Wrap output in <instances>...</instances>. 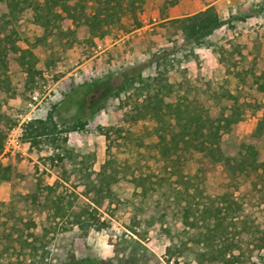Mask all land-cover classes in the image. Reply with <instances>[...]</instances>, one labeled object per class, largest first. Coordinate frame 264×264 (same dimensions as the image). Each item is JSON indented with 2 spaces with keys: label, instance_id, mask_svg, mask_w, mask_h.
Returning <instances> with one entry per match:
<instances>
[{
  "label": "trees",
  "instance_id": "trees-1",
  "mask_svg": "<svg viewBox=\"0 0 264 264\" xmlns=\"http://www.w3.org/2000/svg\"><path fill=\"white\" fill-rule=\"evenodd\" d=\"M146 1L0 0V24H5V32L0 33V93L19 91L13 86L9 73L13 65L26 75L24 88L35 87L44 73L39 64L43 60L42 47L51 38H55L61 52L53 51L55 58L50 59L49 65L61 57L60 53L74 46L84 53L89 52L96 45V39L110 34L113 25L121 22L128 12L134 26H141L138 11ZM161 3L175 5L178 0H161ZM22 16L32 17L35 27V38L27 46L19 42L16 30L9 28ZM64 19H70L72 26L62 27ZM168 22L176 29L179 46L154 54L156 74H127L112 93L113 97L125 95L122 100L128 107L125 124L116 130L128 132V146L120 158L112 155L109 144L108 158L100 172L103 174L102 187L106 197L112 199L121 200L124 195L132 201L139 197L134 207L138 217L148 226L167 219V213L161 217L151 213L156 195L166 187L184 192L183 223L186 228L175 248L181 254L194 253L199 264H246L255 250L264 249V229L254 234L247 232L242 239L230 237L229 220L248 215L257 208L264 210V116L252 132L238 140L234 129L245 117L238 95L225 83L215 86L206 78L194 83L187 69L180 68L181 59L175 57L176 49L184 47H188L185 56L197 57L195 47L225 24L216 6ZM224 52L221 48L220 59L227 71L264 98V64L250 60L238 44H233L230 57ZM212 100L226 104L216 113L211 106ZM56 108L54 106L45 118L35 117L23 124L24 142L37 149L47 144L60 147L68 142V133L86 128L88 122L83 118L72 123L59 122ZM10 128L0 126V152L5 148ZM100 129L109 139L110 128L100 126ZM50 158L63 163L69 159L62 152ZM12 178V167L0 161V185ZM122 181L133 184L134 189L122 190ZM42 189L47 190L43 192L45 206L53 209L49 218L62 219L67 206L62 204L61 196L52 198L55 185L48 184ZM40 194L34 192L33 200L38 201ZM86 211L87 218L79 221L86 232L109 226L96 215L97 206ZM60 229L71 228L61 225ZM73 231L81 235L79 230ZM131 231L139 238L122 237L112 264H153L155 254L142 242L143 233ZM29 235L17 222L0 223V242L15 258L13 264H51L48 260L50 250L43 243V237L33 232ZM55 254L61 264L78 261L74 252Z\"/></svg>",
  "mask_w": 264,
  "mask_h": 264
},
{
  "label": "rangeland",
  "instance_id": "rangeland-1",
  "mask_svg": "<svg viewBox=\"0 0 264 264\" xmlns=\"http://www.w3.org/2000/svg\"><path fill=\"white\" fill-rule=\"evenodd\" d=\"M211 1L178 0L177 4L167 6L161 0H147L138 11L141 26H134L128 12L121 22L113 25L110 34L96 39V45L89 52L84 53L74 46L60 53L61 57L49 65L50 59L55 58L53 51H60L53 37L42 47L43 60L39 64L43 66L44 73L35 87L25 89L26 75L13 65L9 73L13 86L19 91L15 94L0 93V126L11 127L5 148L0 152V161L12 167L13 176L0 185V203H7L0 204V223L5 220L10 224L17 222L28 236L33 232L43 237V243L50 250L48 260L51 264H61L55 253L65 255L68 251L74 252L78 258L72 264H112L122 237L139 238L131 230L143 233L142 242L155 254L153 264H199L194 253L181 254L175 248L182 230L186 228L183 223L184 192L166 187L156 195L151 213L160 217L167 213V219L148 226L138 217L134 207L139 203V197L132 201L124 195L121 200L106 197L100 172L108 158L109 144L112 155L120 158L128 146V132L116 130L125 124L128 111L122 102L125 95L113 97V91L127 74H156L154 54L175 50L179 46L176 29L167 17L173 13L182 15L180 17L194 14L205 9ZM222 2L219 8L225 24L195 47L198 56H185L188 47H184L176 49L175 57L181 59L180 68L187 69V75L194 83L201 78L211 80L215 86L225 83L238 95L245 113L244 119L234 129L240 140L252 132L264 116V98L227 71L220 52L223 48L225 56L230 57L233 44H238L250 60L264 64V1ZM61 26L68 28L72 21L64 19ZM3 28L5 24H0V33L5 32ZM9 28L16 30L19 42L24 46L35 38L30 16L20 17ZM225 104V101H211L216 113ZM54 106H57L55 115L59 122L72 123L83 118L88 122L86 128L68 133V142L60 147L51 144L42 149L31 147L22 139L23 124L35 117H47ZM100 106L101 109L95 111ZM100 126L110 128L109 139L101 133ZM58 152L66 153L69 159L65 163L53 162L50 157ZM48 184L55 185L52 198L61 196L62 204L67 206L64 217L56 221L49 218L53 209L49 210L44 202L43 192L47 190L42 188ZM120 185L128 192L134 189L129 182L122 181ZM36 191L41 192L38 201L32 197ZM96 206V215L107 221L109 226L102 230L91 228L86 232L79 221L87 218L86 210ZM140 221L141 225L138 224ZM229 224V236L242 239L247 232L254 234L258 229H264V210L257 208L248 215L242 214L229 220ZM61 225L72 230L62 231ZM73 229L79 230L81 235ZM14 260L5 251V244L0 242V264H13ZM246 264H264V249L255 250L251 261H246Z\"/></svg>",
  "mask_w": 264,
  "mask_h": 264
},
{
  "label": "crops",
  "instance_id": "crops-1",
  "mask_svg": "<svg viewBox=\"0 0 264 264\" xmlns=\"http://www.w3.org/2000/svg\"><path fill=\"white\" fill-rule=\"evenodd\" d=\"M220 3H222L223 4V2H222V0H212L210 3H208L207 5H205V9L207 8V7H209V6H212V5H214V6H216V8L218 9V11L220 12ZM204 10V9H203ZM221 14V13H220ZM180 16H182V15H178V14H172V15H170L169 17H167L168 19H170V18H172V17H180ZM166 18V19H167Z\"/></svg>",
  "mask_w": 264,
  "mask_h": 264
},
{
  "label": "built area",
  "instance_id": "built-area-1",
  "mask_svg": "<svg viewBox=\"0 0 264 264\" xmlns=\"http://www.w3.org/2000/svg\"><path fill=\"white\" fill-rule=\"evenodd\" d=\"M250 1H253V2H256V3H262L264 0H250Z\"/></svg>",
  "mask_w": 264,
  "mask_h": 264
}]
</instances>
